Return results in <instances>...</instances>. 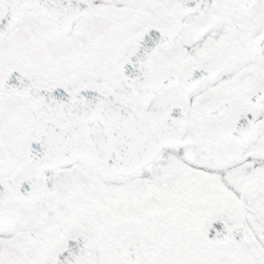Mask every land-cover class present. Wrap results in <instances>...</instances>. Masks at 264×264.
<instances>
[{"label": "snow or ice", "instance_id": "6c2138e0", "mask_svg": "<svg viewBox=\"0 0 264 264\" xmlns=\"http://www.w3.org/2000/svg\"><path fill=\"white\" fill-rule=\"evenodd\" d=\"M0 264H264V0H0Z\"/></svg>", "mask_w": 264, "mask_h": 264}]
</instances>
